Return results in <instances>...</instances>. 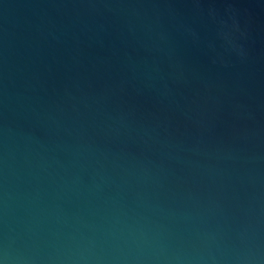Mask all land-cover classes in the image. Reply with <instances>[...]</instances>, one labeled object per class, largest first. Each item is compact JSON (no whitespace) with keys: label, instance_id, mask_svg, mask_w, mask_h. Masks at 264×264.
<instances>
[{"label":"water","instance_id":"obj_1","mask_svg":"<svg viewBox=\"0 0 264 264\" xmlns=\"http://www.w3.org/2000/svg\"><path fill=\"white\" fill-rule=\"evenodd\" d=\"M0 264H264V0H0Z\"/></svg>","mask_w":264,"mask_h":264}]
</instances>
